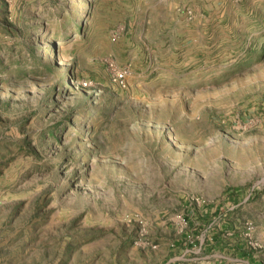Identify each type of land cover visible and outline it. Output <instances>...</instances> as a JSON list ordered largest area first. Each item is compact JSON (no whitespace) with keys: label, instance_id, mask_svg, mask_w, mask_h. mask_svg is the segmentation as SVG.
I'll return each mask as SVG.
<instances>
[{"label":"rangeland","instance_id":"rangeland-1","mask_svg":"<svg viewBox=\"0 0 264 264\" xmlns=\"http://www.w3.org/2000/svg\"><path fill=\"white\" fill-rule=\"evenodd\" d=\"M0 264H264V0H0Z\"/></svg>","mask_w":264,"mask_h":264}]
</instances>
